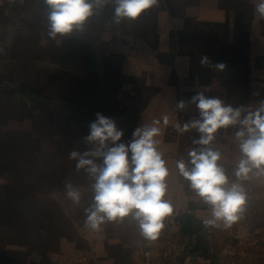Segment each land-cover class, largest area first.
I'll list each match as a JSON object with an SVG mask.
<instances>
[{"label": "crops", "instance_id": "crops-1", "mask_svg": "<svg viewBox=\"0 0 264 264\" xmlns=\"http://www.w3.org/2000/svg\"><path fill=\"white\" fill-rule=\"evenodd\" d=\"M258 3L158 0L135 19L117 23L114 0H107L81 29L52 38L45 0H0V175L13 158L12 141L21 146L18 150L30 151L27 137L59 134L56 120L80 117L81 154L93 150L84 137L96 113L115 121L123 133L117 143L125 144L136 128L156 120V148L168 169L163 199L173 208L155 240L145 239L131 216L91 231L85 209L93 204L94 178L77 169V161H65L58 173V162L48 160L42 167L47 179L34 176L32 191L24 171L15 176L17 188L0 179V191L6 189L0 194L5 200L0 205V264H151L163 255L170 264H264V175L254 170L240 181L244 211L224 229L222 222H217L220 227L203 223L212 218L211 207L177 168L181 159L188 163L193 149L212 147L220 153L218 163L229 183L236 181L239 124L219 128L208 146L194 143L201 136L198 130L182 129L199 119L190 102L196 93L246 111L264 102V18L255 11ZM204 56L213 65L223 63L224 70L201 67ZM180 101L183 109L177 107ZM63 134L73 135L71 130ZM5 135L11 137L5 138L8 142ZM64 141V151L74 146ZM41 149L51 152V147L37 152ZM87 158L102 163V157ZM66 183L79 191V203L67 197ZM9 227L16 228V243L9 240Z\"/></svg>", "mask_w": 264, "mask_h": 264}, {"label": "clouds", "instance_id": "clouds-1", "mask_svg": "<svg viewBox=\"0 0 264 264\" xmlns=\"http://www.w3.org/2000/svg\"><path fill=\"white\" fill-rule=\"evenodd\" d=\"M51 11L48 15L49 36L65 35L73 29H81L93 9L103 6L107 0H45ZM158 0H114V18L135 19L143 11L152 8ZM255 11L264 18V0H259ZM201 67L209 66L223 71L225 65H215L208 57H201ZM191 103L199 110V119L183 126L198 130L201 134L194 143L208 146L219 128L239 124L236 132L241 158L235 169L236 181L229 183L224 168L218 163L220 153L212 147H200L189 152V161L177 162L180 174L190 182L191 189L211 207V219L203 221L205 225L230 228L241 219L246 202L245 189L240 181L247 180L254 170L264 175V102L254 111L242 107L233 108L222 100L196 93ZM184 101L177 107L183 109ZM246 111V114L243 115ZM96 119L89 124V134L85 141L93 145V150L83 154L72 151L69 159L77 160V169L84 168L95 180L92 185L93 204L85 209V226L91 231H99L106 221H121L131 216L138 222L140 234L147 240L158 238L163 229V220L171 215L172 205L164 200L167 191L166 177L168 169L161 153L157 150L159 135L154 120L152 125L138 127L133 138L127 143L121 140L122 131L115 121L96 113ZM167 123V117H164ZM111 144L112 146H109ZM129 153L131 156L129 158ZM87 157H102L97 164ZM191 165V167H189ZM66 195L74 203H79L80 193L71 183L65 184Z\"/></svg>", "mask_w": 264, "mask_h": 264}, {"label": "rangeland", "instance_id": "rangeland-1", "mask_svg": "<svg viewBox=\"0 0 264 264\" xmlns=\"http://www.w3.org/2000/svg\"><path fill=\"white\" fill-rule=\"evenodd\" d=\"M252 1H256V0H252ZM93 78V73H89V80H92ZM58 97L60 95H57ZM60 98V97H59ZM59 107V105H58ZM57 111L59 112V110L57 109ZM62 113V112H61ZM75 114V112H74ZM44 121V119H42V122ZM65 121H66V126L65 125ZM26 126H29V120L27 119L26 121ZM45 122V121H44ZM57 122V132H59V134H57L56 136L53 137H48V135H40L37 139V137L35 136H31L30 138L27 137L28 141H27V145L30 148V151H23V150H18L19 146L18 143H16L15 141H12V150H13V158H10L9 162H6V169H4V177H2V175H0V179L1 182L3 183H7L10 185V189L13 188H17V184H16V178L15 176L17 174H21L23 171L26 172L24 173V176L27 177L28 180V189L30 191L34 190V185H33V180L32 178L34 176H36L37 178L42 177L44 180L47 179L48 175H47V170L45 168L42 169L43 164H47L49 161L50 163H56L57 167H58V173L62 172L65 168L63 165H65V161H77L74 159H69V153L72 151H77L79 152L80 150V143H81V135L79 134V127H80V117H76L73 118L72 120H56ZM32 124V121L30 122V125ZM70 124V125H69ZM7 126V125H6ZM32 126V125H31ZM10 127V125H9ZM7 130V128H4V131ZM70 130L72 131V136L71 135H64L63 133L66 132H70ZM62 133V134H61ZM34 137V138H33ZM9 140L11 137H7L6 135L4 137H2V139L4 140V142H8L7 140ZM53 140H52V139ZM65 139L70 140L71 142H73V147L69 150L68 147L66 148L67 150L64 151L65 149H63L64 144H66V141H64ZM39 142V144H38ZM78 145V146H76ZM21 147V146H20ZM39 147H44L46 149H49L51 147V152L48 150H42L41 152H37V148ZM53 149H56L57 152H52ZM55 150V151H56ZM80 153V152H79ZM49 160V161H48ZM68 164H66L67 166ZM39 166L41 167V170H39ZM38 170V172H37ZM1 172V171H0ZM54 174V172H52ZM14 177H13V176ZM3 178V179H2ZM14 179V180H13ZM6 186V185H5ZM36 186H38V182L36 183ZM35 186V188H37ZM12 187V188H11ZM27 187V186H26ZM1 192L6 193V189L4 191V189ZM5 200H1L0 199V205H2L4 203ZM12 211V210H11ZM13 213L10 212V222L13 224L12 226H16V216L13 214L11 216V214ZM14 220V221H12ZM13 230V231H12ZM7 234L8 236H10L9 240L14 241L15 243L17 241L16 238V228L14 227H9V229H7ZM13 234L14 238H11V235Z\"/></svg>", "mask_w": 264, "mask_h": 264}, {"label": "built area", "instance_id": "built-area-1", "mask_svg": "<svg viewBox=\"0 0 264 264\" xmlns=\"http://www.w3.org/2000/svg\"><path fill=\"white\" fill-rule=\"evenodd\" d=\"M151 264H170V262H169V259L165 255H163V256L158 257Z\"/></svg>", "mask_w": 264, "mask_h": 264}]
</instances>
